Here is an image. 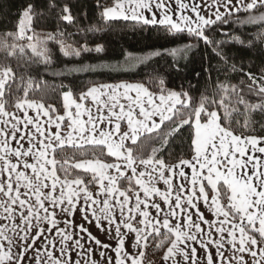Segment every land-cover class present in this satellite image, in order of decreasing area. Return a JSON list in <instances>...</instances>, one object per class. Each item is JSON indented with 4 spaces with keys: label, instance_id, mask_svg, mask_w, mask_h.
<instances>
[{
    "label": "snow or ice",
    "instance_id": "6c2138e0",
    "mask_svg": "<svg viewBox=\"0 0 264 264\" xmlns=\"http://www.w3.org/2000/svg\"><path fill=\"white\" fill-rule=\"evenodd\" d=\"M97 7L103 8V20L186 31L205 43H213L206 33L233 15L236 23L264 28V0H112ZM18 16L16 31L0 38V49L9 56L27 49L48 64L49 41L60 44L65 57L104 51L103 45L73 48L52 33L42 38L34 29L42 12L32 2ZM59 19L75 23L67 4ZM59 35L70 39L72 34ZM22 40L27 45L16 43ZM131 60L144 62L128 54L126 62ZM98 67L112 66L68 70ZM247 75V95L254 94L255 103L242 88L221 84L219 99L201 95L194 104L187 92L167 89L159 79L158 92L127 82L92 84L78 96L70 88L62 92L60 114L54 105L28 98L38 82L17 81L11 66L0 68V264H143L150 238L158 240L157 247L167 241L165 264H264V70L259 77ZM185 128L189 158L166 163L155 147L142 158L145 139L163 149ZM67 147L106 149L107 158L114 159L70 164L57 159ZM202 204L214 220L205 217ZM77 212L105 231L115 247L77 223ZM97 252L100 260L94 258Z\"/></svg>",
    "mask_w": 264,
    "mask_h": 264
},
{
    "label": "trees",
    "instance_id": "16d2710c",
    "mask_svg": "<svg viewBox=\"0 0 264 264\" xmlns=\"http://www.w3.org/2000/svg\"><path fill=\"white\" fill-rule=\"evenodd\" d=\"M32 2L36 10L42 12L40 22L34 24L36 31L55 34L58 40H64L67 45L79 48L86 45L95 48L103 45L102 53L84 52L80 57L63 56L60 44L55 41L48 42L51 60L48 64L39 62L32 56L30 50L25 54L17 52L9 56L6 50L0 49V68L11 66L16 74L17 81L29 78L40 84L35 91H30L29 99L44 103L46 106L54 105L62 111V92L70 88L74 95L88 86L98 83H141L150 91L158 92L159 79H163L167 89L187 92L198 104L201 95L213 96L219 99L223 93L219 85H235L242 88L246 98L255 103L254 94L247 95L248 85L251 81L247 73L261 76L264 70V39H257L264 28L258 24L236 23L235 15L229 17V23L218 26L215 31L206 33L213 43L198 40L186 31L183 33H167L162 28L148 26L141 28L132 21L123 19L106 21L101 18L102 7L108 6L112 0H0V38L16 31L19 12ZM55 4V8H49ZM67 4L75 18V23L68 24L59 19L60 8ZM243 13L240 14L243 17ZM98 29L89 31V29ZM71 33V38L60 37L59 33ZM225 33L227 35H223ZM233 37H239L245 43L235 42ZM253 41L249 46L248 42ZM7 43H13L8 40ZM185 46H190L185 50ZM176 49L173 55L171 50ZM158 51L160 55L137 64L119 69L120 62L128 54L142 56L146 53ZM133 61V60H132ZM135 61V60H134ZM86 64L110 65L112 67H98L96 71L76 72L68 69L77 68ZM235 64V70L232 65ZM243 66V71L241 67ZM179 69V70H177ZM199 74V75H197ZM15 87V85H13ZM18 95L23 96V92ZM12 108L10 107L9 110ZM222 111V110H221ZM258 118V117H257ZM178 119V118H177ZM239 130V125H235ZM167 131V130H165ZM190 141L187 128L182 135H172L165 148L159 143H151L145 139L140 146L142 158L151 153V148H157V155L166 163H174L180 158H189L191 154ZM99 158L105 162H112L114 158H107L106 149L75 150L67 147L57 159H68L69 163L83 159ZM82 174V170H75ZM159 239H163L161 236ZM158 240L150 238L148 246L144 249L143 264H157L162 253L167 248L157 247Z\"/></svg>",
    "mask_w": 264,
    "mask_h": 264
},
{
    "label": "crops",
    "instance_id": "0c3cea01",
    "mask_svg": "<svg viewBox=\"0 0 264 264\" xmlns=\"http://www.w3.org/2000/svg\"><path fill=\"white\" fill-rule=\"evenodd\" d=\"M108 6H110V5H108ZM221 11H223V9H221ZM127 83H129V82H127ZM132 83H133V82H132ZM61 100H62V96H61ZM62 104H63V101H62ZM11 110H12V109H11ZM11 110H10V111H11ZM61 111H62V112H61L60 114H63V107H62V110H61ZM29 115H34V110H29ZM85 118H86V117H85ZM73 163H75V162H73ZM70 164H71V163H70ZM159 187H161V188L163 189L164 186L161 184V185H159ZM161 206L164 207L163 204H162ZM200 210H201L202 212H204L205 217H206L207 219H209V220H214V219H215V217L209 213L208 208H207V205H203V204H202V205L200 206ZM153 215H154V213H153ZM74 219L76 220L77 223H84V226L87 227V228L89 229V231H90L94 236H96L98 239H100L102 242L112 244V246L115 247V241L112 240L111 237H110L109 235H107L105 231H102L100 228H97L95 222H93L92 224H87V223H85L84 221H82V220L80 219V214H79V212L76 213ZM194 219H195V217H194ZM102 227H105V228L107 227L106 222H102ZM203 227L206 228L207 226H203ZM162 231H163V229H162ZM113 234H114V230H113ZM133 235H134V234H133ZM85 238H86V237H85ZM82 242H83V241H82ZM86 246H87V245H86ZM125 246H126V248H128L129 251H132V249L128 246V243H127V242H126V245H125ZM165 251H166V249L164 250V252H165ZM164 252L162 253L163 256H164ZM109 255H112V256H113V259H115V254H114V253L110 252ZM163 256H162L161 259L157 262V264H165V262L163 261ZM75 258H76L75 255H73V259H75ZM94 258L97 259V260H100V259H101L100 256H99V254H98V252L94 255ZM167 264H171V262L169 261V262H167Z\"/></svg>",
    "mask_w": 264,
    "mask_h": 264
},
{
    "label": "rangeland",
    "instance_id": "374dc122",
    "mask_svg": "<svg viewBox=\"0 0 264 264\" xmlns=\"http://www.w3.org/2000/svg\"><path fill=\"white\" fill-rule=\"evenodd\" d=\"M36 33L39 34L42 38L43 37H46L49 34L48 32H44V31H40V30L39 31H36ZM16 43H19V44H22V45H27L28 42L26 40H22V41H17ZM47 47H48V44H47ZM156 52H158V51L155 50L154 52L146 53V54H143L142 56H139V55H136V54H132V56L137 57V58H143V60L146 61V60L154 57V53H156ZM135 62H137V64H141L137 60H135V61L134 60L133 61L131 60V61L126 62V59H124L123 61L120 62L119 69L125 70V68H127V67L129 68V67L135 66V65H137V64H134Z\"/></svg>",
    "mask_w": 264,
    "mask_h": 264
}]
</instances>
